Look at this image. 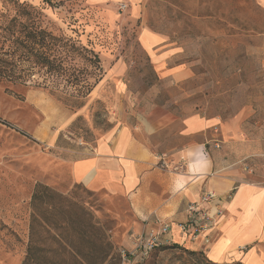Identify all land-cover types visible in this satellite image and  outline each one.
Here are the masks:
<instances>
[{"label":"rangeland","instance_id":"374dc122","mask_svg":"<svg viewBox=\"0 0 264 264\" xmlns=\"http://www.w3.org/2000/svg\"><path fill=\"white\" fill-rule=\"evenodd\" d=\"M21 1L39 12L44 27L75 46L68 47L72 59L88 71L93 88L75 107L77 100L64 102L30 82H0V264H23L33 214L36 247L57 253L55 264H92L88 252L102 247L108 254L95 264H119L118 251L131 233L127 200L73 181L67 162L82 157L84 145H94L117 119L147 102L192 110L209 103L230 116L252 101L264 119V0ZM18 8L0 0V14L8 19ZM144 27L165 32L194 76L173 83L155 74L138 43ZM88 50L98 54L102 70ZM118 62L127 69L111 75ZM58 86L64 91L78 87ZM38 183L61 195L45 205L52 219L59 220L64 210L73 224L56 227L34 212L31 197ZM45 207L40 204L39 210ZM53 236L67 252L80 250L86 258L60 255L62 247ZM179 246L156 249L140 264H218L204 252Z\"/></svg>","mask_w":264,"mask_h":264},{"label":"crops","instance_id":"0c3cea01","mask_svg":"<svg viewBox=\"0 0 264 264\" xmlns=\"http://www.w3.org/2000/svg\"><path fill=\"white\" fill-rule=\"evenodd\" d=\"M138 43L160 78L184 83L194 76L165 32L144 27ZM126 69L118 62L110 74ZM143 105L117 119L94 145H84L82 157L67 162L73 181L127 200L131 233L123 248H131L135 234L157 229L160 221L171 227L162 237L164 244L199 250L218 264H264V119L258 116L259 105L251 101L230 116L209 103L195 110L174 109L162 101ZM208 191L217 198L205 207L225 213L215 228L192 241L179 224L188 218V205Z\"/></svg>","mask_w":264,"mask_h":264},{"label":"trees","instance_id":"16d2710c","mask_svg":"<svg viewBox=\"0 0 264 264\" xmlns=\"http://www.w3.org/2000/svg\"><path fill=\"white\" fill-rule=\"evenodd\" d=\"M9 1L19 8L11 19L6 18L3 13L0 14V82L6 81L25 85H29L28 83L30 82L32 83L30 84L31 87H38L48 91L64 102L70 100L72 103L77 100L78 105L75 107H81L85 103L87 96L92 92L93 85L89 81L88 71L82 67L78 69L72 59V50L68 47L74 48L75 46L71 45L69 39L63 37L57 30L55 32L51 28L44 27L42 25L43 18L39 12L32 9L26 1ZM88 52H90L95 61L97 60L98 68L102 70L98 54L89 50ZM36 75L42 78L43 82L36 78ZM63 82L78 87L74 91H64L58 86ZM55 197H61V195L48 186L38 183L31 197L34 212L40 213L46 222H51L56 227L63 228L65 221L68 225L70 223L73 224L75 219L67 217L64 214V210H60L59 214L61 216L59 220L56 219L54 221L52 216H50V212L45 205H49ZM40 204H43L45 208L39 210ZM32 216V238L23 264H55L57 253L50 254V250H44L43 253L36 247V232L34 229L36 216L35 214ZM50 238L59 242V246L62 247L59 252L60 255L70 254L78 256L79 253L83 254L80 250L74 251L73 249L71 252H67L68 248L62 244V241H59L54 236ZM101 239L104 240V237H101ZM171 246L180 247L178 244H163L158 249ZM119 251L118 259L120 257ZM107 254L108 250L105 247L93 248L88 252L87 258V255L84 254L83 257L89 258L92 264H95L99 262L98 260L105 258Z\"/></svg>","mask_w":264,"mask_h":264},{"label":"built area","instance_id":"2783aa9c","mask_svg":"<svg viewBox=\"0 0 264 264\" xmlns=\"http://www.w3.org/2000/svg\"><path fill=\"white\" fill-rule=\"evenodd\" d=\"M126 7L125 3L121 4L119 8L124 11ZM202 196L200 201H193L188 205V218L179 224L181 233L190 237L192 241L215 228L225 213L219 207H216L215 210L205 207L206 204L216 200L217 195L213 191H208ZM156 223L158 224L157 229L147 227L135 234L132 237L131 248L120 249L119 264L143 263L154 250L163 246L162 237L170 233L171 227L166 222L157 221Z\"/></svg>","mask_w":264,"mask_h":264}]
</instances>
